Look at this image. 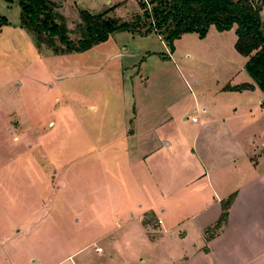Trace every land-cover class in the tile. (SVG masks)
<instances>
[{
    "label": "rangeland",
    "instance_id": "obj_1",
    "mask_svg": "<svg viewBox=\"0 0 264 264\" xmlns=\"http://www.w3.org/2000/svg\"><path fill=\"white\" fill-rule=\"evenodd\" d=\"M54 1L75 40L79 11L113 7L109 16L130 21L143 0ZM19 16L17 3L0 0V17L8 22H0V264H125L141 257L162 264L160 255L181 253L186 243L177 232L148 244L154 237L128 233L127 215L122 227L112 223V260L105 259L108 248L94 242L108 226L106 212L122 204H134L130 211L136 212L141 203L134 186L138 166L120 136L125 104L118 96L154 111L155 122L186 106L188 122L178 118L176 124L189 129L197 126L191 117H203L202 108L242 113L255 104L264 115L259 89L225 91L254 85L244 72L247 59L235 50L234 29L211 26L203 38L184 34L172 50L154 34L120 32L86 52L64 53L58 42L54 49L37 46L18 27ZM142 222L158 226L147 216Z\"/></svg>",
    "mask_w": 264,
    "mask_h": 264
},
{
    "label": "crops",
    "instance_id": "obj_2",
    "mask_svg": "<svg viewBox=\"0 0 264 264\" xmlns=\"http://www.w3.org/2000/svg\"><path fill=\"white\" fill-rule=\"evenodd\" d=\"M257 89L254 86L249 91ZM118 97L125 104L121 106L120 136L128 140L125 150L131 164L138 166L134 186L141 203L135 205L136 212L130 211L134 204L106 212L108 226L94 241L108 248L105 259L114 258L109 253L116 243L110 239L112 223L122 227L121 220L127 215L132 223L127 232L133 234L134 229L154 237L145 241L148 244H158L159 236L173 237L176 232L179 241L186 243L181 253L157 257L162 264H264V115L255 104L242 113L225 112L220 106L207 114L202 108L203 117L199 121L191 117L197 126L189 129L176 124L178 118L183 125L188 122L186 106L155 122L154 111H144L141 105L137 109L133 100ZM261 99L264 103L262 93ZM241 120L244 123L236 126ZM233 194L226 224L216 233H206L220 218L222 202ZM145 216L158 221L156 229L143 225ZM149 261L141 257L123 263Z\"/></svg>",
    "mask_w": 264,
    "mask_h": 264
},
{
    "label": "trees",
    "instance_id": "obj_3",
    "mask_svg": "<svg viewBox=\"0 0 264 264\" xmlns=\"http://www.w3.org/2000/svg\"><path fill=\"white\" fill-rule=\"evenodd\" d=\"M6 4L17 3L20 8L18 27L32 36L37 46L54 49L56 43L64 53H83L104 43L114 33L128 32L145 37L158 36L171 50L173 42L184 34H196L203 38L213 26L218 32L234 29L235 50L247 59L244 72L264 95V30L261 4L257 0H143L139 1L140 13L130 21L109 16L113 7L100 14L79 11V24L71 40L60 8L54 0H3ZM264 1V0H263ZM125 2L117 6H123ZM2 26L6 18L0 17ZM60 51V50H59ZM253 85L241 84L226 87L228 92L254 89ZM235 198L231 195L222 202V213L216 224L207 232L216 233L226 224L229 208Z\"/></svg>",
    "mask_w": 264,
    "mask_h": 264
},
{
    "label": "water",
    "instance_id": "obj_4",
    "mask_svg": "<svg viewBox=\"0 0 264 264\" xmlns=\"http://www.w3.org/2000/svg\"><path fill=\"white\" fill-rule=\"evenodd\" d=\"M257 4H260V0H257Z\"/></svg>",
    "mask_w": 264,
    "mask_h": 264
},
{
    "label": "built area",
    "instance_id": "obj_5",
    "mask_svg": "<svg viewBox=\"0 0 264 264\" xmlns=\"http://www.w3.org/2000/svg\"><path fill=\"white\" fill-rule=\"evenodd\" d=\"M192 121H195V119H192Z\"/></svg>",
    "mask_w": 264,
    "mask_h": 264
}]
</instances>
